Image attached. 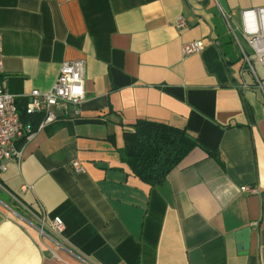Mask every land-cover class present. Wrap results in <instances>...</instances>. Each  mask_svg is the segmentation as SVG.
<instances>
[{
    "label": "crops",
    "instance_id": "1",
    "mask_svg": "<svg viewBox=\"0 0 264 264\" xmlns=\"http://www.w3.org/2000/svg\"><path fill=\"white\" fill-rule=\"evenodd\" d=\"M260 7L264 0H0L3 76L23 107L32 90L50 89L63 62L85 63L79 115L55 111L29 142H16L20 159L0 173V264H264V94L234 31L246 43L240 12ZM191 41L205 48L183 59ZM138 120L184 129L198 143L156 186L123 161V132ZM54 218L62 235L45 226L39 234ZM245 229L241 254L236 234Z\"/></svg>",
    "mask_w": 264,
    "mask_h": 264
},
{
    "label": "built area",
    "instance_id": "2",
    "mask_svg": "<svg viewBox=\"0 0 264 264\" xmlns=\"http://www.w3.org/2000/svg\"><path fill=\"white\" fill-rule=\"evenodd\" d=\"M239 16L242 37L250 47L255 61L264 70V7L243 10ZM175 27L180 30L186 27L182 16L176 18ZM204 48L202 41L184 43L181 47V56L185 59L200 54ZM244 62L254 74L246 56H244ZM84 72L85 63L83 61L63 62L49 90L44 92L32 90L25 97V113L31 116H40V122L34 129L31 124L21 122L17 111L19 97L7 90V82L3 76L0 37V173L6 171L9 161L20 159L21 151L16 147V142L20 140L29 142L37 131L56 119L55 111L64 117H77L79 115L80 105L85 100ZM257 86L264 94V87L258 80ZM69 166L74 173L78 174L82 171L77 160L71 161ZM239 190L246 194H258L259 192L256 186H242ZM44 226L56 236H61L64 231V224L58 218L51 219L47 225L42 220L38 230L41 235L44 234ZM82 264L90 263L83 260Z\"/></svg>",
    "mask_w": 264,
    "mask_h": 264
},
{
    "label": "trees",
    "instance_id": "3",
    "mask_svg": "<svg viewBox=\"0 0 264 264\" xmlns=\"http://www.w3.org/2000/svg\"><path fill=\"white\" fill-rule=\"evenodd\" d=\"M17 111L23 124L36 128L40 119L27 115L25 105L23 107L19 99ZM123 142V161L135 177L150 186L161 184L181 160L198 146L184 129L149 120H138L131 125L130 130L123 132Z\"/></svg>",
    "mask_w": 264,
    "mask_h": 264
},
{
    "label": "water",
    "instance_id": "4",
    "mask_svg": "<svg viewBox=\"0 0 264 264\" xmlns=\"http://www.w3.org/2000/svg\"><path fill=\"white\" fill-rule=\"evenodd\" d=\"M249 229L242 230L236 234V241L238 243L237 250L241 254H245L248 249V241H249Z\"/></svg>",
    "mask_w": 264,
    "mask_h": 264
},
{
    "label": "rangeland",
    "instance_id": "5",
    "mask_svg": "<svg viewBox=\"0 0 264 264\" xmlns=\"http://www.w3.org/2000/svg\"><path fill=\"white\" fill-rule=\"evenodd\" d=\"M232 28L234 29L235 27L232 26ZM235 31V35L238 36L239 41H240V45L243 47V49L247 52V54L251 55L252 52L250 51V49L248 48V46L246 45V43H244L241 39H240V35L238 33V31L236 29H234ZM254 70L257 74V76L259 77V79L262 82V85L264 86V70L257 64L254 63Z\"/></svg>",
    "mask_w": 264,
    "mask_h": 264
}]
</instances>
